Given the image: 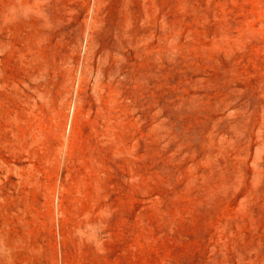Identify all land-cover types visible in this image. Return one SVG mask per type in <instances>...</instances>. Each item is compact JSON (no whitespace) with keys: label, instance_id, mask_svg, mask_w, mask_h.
Instances as JSON below:
<instances>
[{"label":"rangeland","instance_id":"374dc122","mask_svg":"<svg viewBox=\"0 0 264 264\" xmlns=\"http://www.w3.org/2000/svg\"><path fill=\"white\" fill-rule=\"evenodd\" d=\"M0 264H264V0H0Z\"/></svg>","mask_w":264,"mask_h":264}]
</instances>
